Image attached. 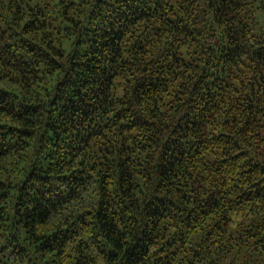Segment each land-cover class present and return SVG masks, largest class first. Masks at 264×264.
<instances>
[{"label":"trees","instance_id":"16d2710c","mask_svg":"<svg viewBox=\"0 0 264 264\" xmlns=\"http://www.w3.org/2000/svg\"><path fill=\"white\" fill-rule=\"evenodd\" d=\"M0 264H264V0H0Z\"/></svg>","mask_w":264,"mask_h":264}]
</instances>
